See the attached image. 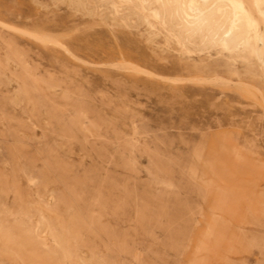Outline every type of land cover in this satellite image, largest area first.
<instances>
[{
  "label": "rangeland",
  "instance_id": "obj_1",
  "mask_svg": "<svg viewBox=\"0 0 264 264\" xmlns=\"http://www.w3.org/2000/svg\"><path fill=\"white\" fill-rule=\"evenodd\" d=\"M235 1L0 0V264H264V6L233 45Z\"/></svg>",
  "mask_w": 264,
  "mask_h": 264
},
{
  "label": "bare ground",
  "instance_id": "obj_2",
  "mask_svg": "<svg viewBox=\"0 0 264 264\" xmlns=\"http://www.w3.org/2000/svg\"><path fill=\"white\" fill-rule=\"evenodd\" d=\"M231 1H233V0H231ZM159 2V1H158ZM252 4H253V7L255 6L256 7V9H260L262 6H264V0H252ZM230 6V5H229ZM197 8V7H196ZM232 8H233V11H234V15H235V19L233 20V22L230 24L231 26L230 27H228L225 31H224V33H223V35H225V36H227L228 37V39H230V41L232 42V44L233 45H236L237 43H238V40H239V38L240 37H238V34H237V31H236V28H237V24H236V22H240V20L241 19H243V18H247L246 16L248 15L247 14V11H246V8H245V5H244V2L242 1V0H237V1H235V2H233L232 3ZM194 9V8H193ZM200 9V8H199ZM252 9V8H251ZM255 8H253V10H254ZM158 10H160V9H158ZM188 10V9H187ZM231 10V9H230ZM191 11V10H190ZM193 11V10H192ZM200 11V10H199ZM198 11V12H199ZM197 12V13H198ZM253 12V11H252ZM190 13V12H189ZM256 13H257V11H256ZM191 15V14H190ZM193 15V14H192ZM195 15H196V13H195ZM197 15H199V14H197ZM196 15V16H197ZM233 15V16H234ZM257 15V18H259L260 16H258V14H256ZM232 16V17H233ZM231 17V16H230ZM230 17H228L229 19H230ZM186 19L188 18L187 16L185 17ZM226 18V17H225ZM174 19V18H173ZM233 19V18H232ZM260 19H261V17H260ZM228 20V19H227ZM226 19H225V23H226V21H227ZM248 20V19H247ZM174 21V20H173ZM230 21V20H229ZM242 21V20H241ZM249 22V21H248ZM186 23V22H185ZM250 24L252 23V22H249ZM223 24V23H222ZM221 24V25H222ZM253 25H254V23H252ZM224 25V24H223ZM222 25V26H223ZM249 25V24H248ZM227 26H228V24H227ZM187 27V26H186ZM218 27V26H217ZM245 27V26H244ZM248 27V26H247ZM263 27V26H262ZM220 28V27H219ZM218 28V29H219ZM224 29V28H223ZM245 31V30H244ZM238 32H240V31H238ZM255 32V31H254ZM245 34H246V32H245ZM257 34V33H256ZM31 35V34H30ZM216 35V34H215ZM248 35V34H247ZM213 36V35H212ZM262 37V36H261ZM264 37V36H263ZM217 38H218V36H217ZM48 39V38H47ZM51 38H49L48 40H50ZM227 39V40H228ZM252 39V38H251ZM253 39H255V38H253ZM260 39V38H259ZM46 40V39H45ZM241 40V39H240ZM245 40V39H244ZM47 41V40H46ZM54 41V40H53ZM52 40H51V42H53ZM217 41V40H216ZM260 41L264 44V39L262 38V39H260ZM48 42H50V41H48ZM57 42V41H56ZM46 43V42H45ZM228 43V42H227ZM232 44H231V46H232ZM252 44V43H251ZM56 45V44H55ZM58 45V44H57ZM257 46H258V44H257ZM234 47V46H233ZM258 48V47H257ZM230 49H232V48H230ZM235 49H237V48H235ZM234 49V50H235ZM252 51H254V49H251ZM261 50H262V47H261ZM256 52V51H255ZM264 53V52H263ZM259 54V53H258ZM251 55V54H250ZM253 55H255V54H253ZM259 57H260V60L262 61V63H264V54H259ZM257 59V58H256ZM263 65V64H262ZM120 68V67H119ZM152 74V73H151ZM202 80H204V79H202ZM200 81H201V79H200ZM218 80L216 79V82H217ZM210 82V81H209ZM219 82H220V79H219ZM221 82H224L223 80L221 81ZM237 85V84H236ZM242 85V84H241ZM20 181V180H19ZM30 185V184H29Z\"/></svg>",
  "mask_w": 264,
  "mask_h": 264
}]
</instances>
